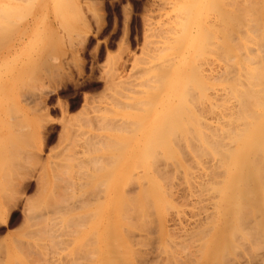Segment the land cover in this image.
I'll list each match as a JSON object with an SVG mask.
<instances>
[{
  "label": "rangeland",
  "instance_id": "obj_1",
  "mask_svg": "<svg viewBox=\"0 0 264 264\" xmlns=\"http://www.w3.org/2000/svg\"><path fill=\"white\" fill-rule=\"evenodd\" d=\"M164 1L0 0V8L7 10L1 13L6 17H0V264H122L125 250L130 264H144V257L148 258L145 264H202L207 251V242L202 241L207 235L200 238L201 232L185 234L176 227L166 228L167 233L161 228L163 222L172 229L173 219L176 223L181 219L182 225L202 213L199 196L189 195L192 184H198L194 181H198V150H192L196 153L193 155L189 149H197V143L187 142L183 127L182 132L175 130L183 137L165 127L167 137L163 140L161 134L163 142L160 138L155 139L156 144L154 138L152 142L147 140L159 129L163 111L162 89L156 79L159 69L145 68L157 62L151 58L150 48L152 41L164 37L160 28ZM172 1L174 5H203L199 27L194 25L198 22L189 26L207 37L212 34L206 42L218 36L219 42L221 35H235L243 27L245 30L236 36L242 33L250 38L255 18L256 27L264 29L263 0H247L252 7L243 0L252 8L248 7L250 12L240 6L236 12L233 0H205V5L204 0ZM253 3L259 7L261 21ZM224 10L227 16L240 17L245 12L246 17L251 13V22H247L248 17H240L246 21L232 31L230 27L234 28V23L238 27L242 20L235 15L233 20L239 24L233 20L231 24V17L228 23L227 17L223 18ZM224 24H230L229 28ZM220 27L229 33H221ZM260 31L258 39L262 38ZM150 144L158 146L152 150ZM177 144L186 148L188 157ZM145 145L151 149L147 151ZM160 155L172 168L164 167ZM188 158L195 162H187ZM152 163H156L157 171L162 170L159 174L154 173ZM161 172H165L162 179ZM182 186L186 192L181 191ZM174 189L181 192L179 197ZM235 249L231 252L238 251ZM187 257L193 259L188 263ZM209 264H215V260Z\"/></svg>",
  "mask_w": 264,
  "mask_h": 264
},
{
  "label": "bare ground",
  "instance_id": "obj_2",
  "mask_svg": "<svg viewBox=\"0 0 264 264\" xmlns=\"http://www.w3.org/2000/svg\"><path fill=\"white\" fill-rule=\"evenodd\" d=\"M166 1H164V3H163V7H162L163 12L160 13V16H163V23H161L160 28L164 32V34H163L164 37L162 38V40H160V38H159V39L152 41L153 42L152 47L150 48V53L152 54L151 58H154L153 61L157 60V62L156 63L152 62L149 66H147L145 68V69H149L153 66L152 68L157 67V69H159V70H157V71H159V74L156 75V79L160 84V85H157V87L160 86L162 89V91L160 92V107H162L163 111H162L161 116H159V118H161L160 126H158L159 129H157V132H154L152 134V137L150 139L147 138V140L149 142H152L153 138H154L153 142H154V144H156L155 142L158 140H155V139L160 138L159 140H161V141H159V142H163L162 141V135H163V140H164V138L166 139V137H167V136L164 137L165 132L163 130L165 129V127L167 130H168L167 127H170V129L168 131L170 132V130H173L172 133H174L176 129L180 130V128L183 127V130L186 132L184 135L186 136L187 142H188V140H190L189 143H192V142L197 143V149L195 148V146H192L189 143L187 144V146L190 145V146L195 148V149L189 148V149H191V152H192V150H194V152H195V150H198V151H196L198 153V155L196 153L192 152L193 155L196 154V156H197L196 159L199 162L198 165L200 164V168L197 165L198 181L194 180L198 184L195 185L196 187H193L194 184H192L193 185L192 186L189 181L187 182V184L190 183V185L193 188V190H191L192 192L190 191L189 195L195 196V197L199 196L198 198L200 200V204L202 205L201 206L202 207V209H201L202 213H200L201 215L199 214V217H197V219H195L191 222L188 221L182 225H180L181 219L178 220L180 223L177 221L179 223L178 224V223H176V221L174 222V219L172 220L170 218L172 220V224L170 223V221H169V223L173 226L172 229H171V227H169V224H166L165 222H163L161 224L162 225L161 228L163 230H165L166 228L173 230L174 227H176L177 229H179L180 232L182 231L185 234L192 233V232H195V233L201 232L200 238L207 235V240L202 241L204 243L207 242L206 248H204L205 251L206 250L207 251L205 252L206 255H205L204 260L202 258V260H203V261H201L202 264H209L211 262V260H212V262H213V260H215V264H216V262H217V264H219V263L220 264L221 263L222 264H264V29L262 31L261 27L259 26V24L262 25V23H259V24L257 23L258 24L257 26L260 27V29H259V27H256V25L254 24V23H256V21H255L256 18L254 19L255 22L252 20L253 26L251 25V23H250V25L252 27H254L255 29L251 28L250 26L249 27L251 29L250 28L249 29H250V31L253 32L254 37L252 34V37L249 38V36H250L249 35L246 38L245 37L246 35H241L242 34L241 33L240 35L243 37H241L242 39H239L240 35H239V37H237L236 34H239L238 31L241 32L242 30L243 31L245 30L244 27L241 28L242 30L239 28H240V25H242L241 22L244 23V21H246V20L243 21L242 18L240 19V17H243L244 13H245V12L242 13V11L245 9L249 10V8H251L253 6V5L251 6V4H249V3L253 0H249L250 2L249 1L247 2V0H246V2H244L243 0L241 2V0H240L238 2H241V5L238 4V2L236 0H233L234 5L233 4H230V5L231 6L233 5L234 7H236V9H235L236 12L239 10V6H240L241 10H242L241 7H246V5H248V4L251 6V7L248 6L249 8L248 7L244 8L240 12L243 14V16L241 15L239 17L240 14L237 16L235 13H233L238 17L237 19L242 20L240 22L238 21L240 24L235 20L237 22V24H239L238 27L236 26V23H234L235 21L233 20L236 17L235 15H232V16H234V18H232V16H227L225 10H224L225 13L223 12L225 14V16L221 13V15H223V18L227 17V19H228V17H231V19L229 18L231 21L230 23L235 24V25L233 24L234 28L230 27L231 28L230 30L233 29V30L237 31V28L239 30L234 35L233 32L230 31L231 33H229L228 30L223 28V29H225V30H223L224 34H225V31H227L229 34H228V36H224V35H221V36L226 37L227 39L222 37L223 40L224 39L225 40L223 41L221 38V40L218 39L220 41L217 42L216 40H217V38H219V36H218L215 39L211 38L215 41H209V39H208L206 42L205 38L207 36L204 34V32L200 31V29H199L200 32H198V30H194V29L193 30L195 32H193L191 30L192 28L190 29V26L192 25V23L194 24V23L198 22L199 16L202 13L201 11L203 9V7H202L203 5L199 6L200 5V3H199V5H198L199 7H198L197 6L198 2L197 3L195 2L196 0L193 1L196 4L191 3L189 5H185L186 2L184 4L183 3L180 4L178 2L179 5L178 4L174 5V4H172V3H174L172 0H171L172 2L170 1L171 3L168 2L169 0L167 1V3H165ZM179 1L181 2V0H179ZM201 1H203V0H201ZM230 1H232V0H230ZM255 1H258L259 3H261L260 0H254V2ZM204 2H206V1L205 0L203 1V4L205 5ZM243 2L245 4L246 3H248V4L245 5ZM258 2H256V5L258 4ZM242 4H244L245 6ZM237 5H238V7H237ZM262 5H264V4H262ZM4 7H6V6H4ZM211 7H212V5H211ZM254 7H255V4H254ZM209 8H210V6H209ZM215 8H217V7H215ZM237 8H238V10H237ZM258 8L259 7L254 8V10L255 9L258 10V11L255 10L256 11L255 13H257V18H259V15H258L259 9ZM3 9H2V7L0 8V17H3L4 15H6V14H1L2 12L5 13L4 12L5 9L4 10ZM6 9H7V7H6ZM213 9H214V7H213ZM261 9H262V11H264L263 7H261ZM250 10H249V12H250ZM5 11L7 12V10H5ZM221 12H222V10H221ZM229 12H227V13H229ZM249 12H247L246 14H249ZM255 13H254V15L256 17ZM263 13H261V14H263ZM7 15H9V14H7ZM217 15H219V14H217ZM254 15H253V17H254ZM248 16L250 17L251 13ZM248 16L246 15V17H248ZM4 17H6V16H4ZM220 17H222V16H220ZM246 17L244 19H246ZM249 17L247 18V22L250 21ZM263 17L261 19H263ZM217 19H218V17H217ZM229 19L227 21L228 23H229ZM259 19H257V21H259ZM261 19H260V21H261ZM1 20H3V19H1ZM220 20L218 21L219 24L217 27H219V25H222V23H224V19L221 23H220ZM232 20L234 22H232ZM7 21H9V19ZM189 24H190V26H189ZM263 24H264V21H263ZM194 25L198 26L200 24L198 22L197 24H194ZM225 25L226 24H224L223 26H225ZM228 25H230V24H227L225 27L229 28V27H227ZM263 27H264V25H263ZM193 28H195V27H193ZM220 30L222 33L223 31H222L221 27H220ZM258 30L262 31V32L260 31V34H262V35H259L262 38H259V39L257 38L258 37L257 36ZM207 32L209 33L208 30H207ZM227 32H226V34H227ZM1 33H3V32H1ZM212 33L214 34V31ZM247 33H248V29H247ZM250 34H251V32H250ZM3 35H4V33H3ZM3 35H1V37ZM209 35H208V37H209ZM210 36L212 37V34ZM213 37H215V36H213ZM1 39H4V38H1ZM208 41L210 42V44H208ZM154 42L158 43V45H155ZM153 48H154V51L151 52V50H153ZM215 52H218V54ZM144 64H146V60H145ZM143 69H144V67L142 68V70ZM143 71H141V72H143ZM138 72H140V71L138 70ZM145 82L147 83L148 79ZM139 83H142V82H139ZM142 84H139V85H142ZM133 85H134V83H133ZM147 87H149V85ZM138 92H139V90H138ZM141 92H143V91H141ZM157 96H158V94H157ZM28 97H29V95H28ZM155 98H156V96H155ZM151 99H153V97ZM146 102H148V101H146ZM139 103L141 104L142 102L139 101ZM152 118L153 117H151V119ZM155 121L157 123L159 122L158 120H155ZM151 130H154V128H152ZM176 134L181 135L180 132H179V134L177 132H175V134H173V135H176ZM180 135H179V137H183ZM179 137L176 136L177 140ZM171 140H172V138H171ZM165 141L167 143V140H165ZM149 142H147V144H149ZM159 142H158V144L159 145L161 144V147H162L163 144L159 143ZM177 142L173 141V143H175V144ZM171 143H172V141H171ZM180 143H181V141H180ZM182 144H177V147L181 148L184 145V144L183 145ZM151 146H152V150H155L157 147L156 148H154V147L158 146V145L154 146L152 144ZM165 146H167V145L165 144ZM144 147L147 148L148 145H145ZM149 149H151L150 146H149ZM149 149L147 148V151ZM168 149L170 152L171 148L169 147V148H167V150ZM181 149H184L183 150V151H185L184 155L187 156V154H186L187 150H185L186 148L182 147ZM156 151H154V152H156ZM145 152H146V149L144 150V153ZM180 152H179V154L183 155V153H180ZM168 154H170V153H168ZM188 155H189V153H188ZM160 157H161V155H160ZM169 157L171 159L172 155L171 156L169 155ZM163 158L164 157H161L160 159H162L164 162ZM181 158H183V157H181ZM172 159H174V158H172ZM188 159L189 160H187V162L188 161H194V160H190L192 158H188ZM162 160H160V161H162ZM174 161H176V160L174 159ZM156 162H158V161H156ZM167 162L168 161L165 160V162H164L165 166L164 167H166V165H168ZM175 163L173 162V164H175ZM185 163H186V161H185ZM189 163H192V162H189ZM192 164H190V165H192ZM155 165H156V163L151 165V166L152 167L154 166V168H155L156 167ZM193 165H195V164H193ZM160 166L158 168H161ZM162 166H163V163H162ZM169 166H171V164L168 165L167 167H169ZM178 166H179V164H178ZM195 167L196 166H194V168H192V169H195ZM154 168L153 169L151 168V170L154 171L155 170ZM171 168H172V166H171ZM164 170H166V169L164 168L163 171ZM186 170H188V169H185V171ZM156 171H157V167H156V170L154 171V173ZM160 171H162V170L160 169ZM160 171H157L156 173L159 174L158 172H160ZM169 171H170V169H169ZM188 171L185 173L188 174ZM192 172H194V170ZM163 173H165V172H163ZM163 173L162 172L160 173L161 179L163 178L162 177V175H164ZM166 173L168 174V172H166ZM191 174L192 173H190L189 175H191ZM170 175L171 174H169V176ZM166 176H168V175H166ZM194 176H196V175H194ZM192 177H193V175H192ZM180 178H182V180H183V176ZM169 179H166V180H169ZM193 179H194V177H193ZM195 179H196V177H195ZM142 180H143V177H142ZM186 180H190V179L188 177H186ZM162 181H164V180H162ZM162 181H161V183L163 184ZM144 183H142V181H141V186ZM183 183H185V182H183ZM164 186H166V184ZM183 187H185V186H182L181 191L183 190ZM143 188H146V187H143ZM168 188H167V190H168ZM189 189H190V187H189ZM178 190H180V189H178ZM156 191L158 192L159 190H156ZM174 191H175V189H174ZM172 192H173V190H172ZM184 192H186V191H184ZM184 192H182V193H184ZM158 193L155 195H158ZM175 193H176V191H175ZM187 193H189V192H187ZM129 194L131 195V193H129ZM176 194H178V193H176ZM179 194L177 195L178 197H179ZM167 195H169V193ZM172 195H170V196L172 197ZM181 195H183V194H181ZM141 196H143V195H141ZM187 196H188V194H187ZM146 197L147 196H145L144 199H146ZM188 197H190V196H188ZM186 198H184V199H186ZM142 199H143V197H142ZM144 199H143V201H145ZM149 199H150V197H149ZM178 200H180V199H178ZM181 200H182V198H181ZM186 200H184V201H186ZM147 202H149V201H147ZM151 204H152V201H151ZM138 205H139V203H138ZM166 205H167V203H166ZM132 206H134V205H132ZM164 207H166V206H164ZM137 208H139V207H137ZM23 209H22V211H23ZM152 209H153V207H152ZM9 211H10V208L8 209V211H6L5 217L8 215ZM131 211H133V210H131ZM139 212H140V210H139ZM26 213H24V214L26 215ZM145 214H142V215L144 216ZM129 216H130V214H129ZM145 216H147V214ZM172 216H170V217H172ZM124 217H126V216H124ZM173 218H174V216H173ZM177 218H179V217H177ZM184 220L186 221V219H184ZM124 221H126V218ZM159 223H160V221H159ZM141 224L144 225L145 223H141ZM147 224H149V223H147ZM157 224H158V222H157ZM142 228H143V226H142ZM157 228H158V225H157ZM143 229H145V228H143ZM148 229H149V227H148ZM161 231L159 233H161ZM38 232H40V231L38 230ZM166 232L168 233L167 229H166ZM202 233L204 235H202ZM157 237H158V235H157ZM203 244L201 243L202 246H203ZM21 248L22 247H20V250H21ZM201 248L203 249V247H201ZM235 248L238 249V251ZM233 249L236 250L234 253L231 252ZM229 250H230V252H229ZM124 252L125 253H123V256L121 257L120 261L122 264H130L128 253L126 250ZM152 253H154V252H152ZM230 254H232V255H230ZM146 257H149V256L147 255ZM144 259H145V257H144ZM144 259H143V261L146 262L147 261L146 259H148V258H146L145 260ZM189 259L187 257V262L189 261ZM191 259H193V258H191ZM145 262H144V264H145ZM190 262H192V261H190ZM228 262H230V263H228Z\"/></svg>",
  "mask_w": 264,
  "mask_h": 264
}]
</instances>
